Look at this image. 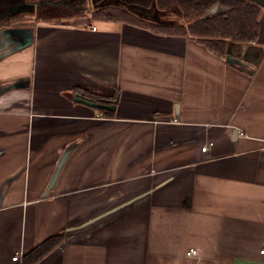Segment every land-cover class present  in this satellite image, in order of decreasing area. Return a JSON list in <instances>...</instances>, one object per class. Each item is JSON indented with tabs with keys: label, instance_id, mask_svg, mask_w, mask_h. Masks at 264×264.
<instances>
[{
	"label": "crops",
	"instance_id": "0c3cea01",
	"mask_svg": "<svg viewBox=\"0 0 264 264\" xmlns=\"http://www.w3.org/2000/svg\"><path fill=\"white\" fill-rule=\"evenodd\" d=\"M73 1L0 27V264H264V0L224 55L152 25L184 23L155 3L37 19Z\"/></svg>",
	"mask_w": 264,
	"mask_h": 264
},
{
	"label": "trees",
	"instance_id": "16d2710c",
	"mask_svg": "<svg viewBox=\"0 0 264 264\" xmlns=\"http://www.w3.org/2000/svg\"><path fill=\"white\" fill-rule=\"evenodd\" d=\"M24 1L0 0V27L10 25L19 18L16 14L11 13V9L23 4ZM103 1L94 0L96 6L93 10V17L135 23H145V21L130 11V5L149 7L155 3L161 18L174 14L181 17L184 23L174 25L150 22L152 25L167 29L171 33L190 35L220 55L226 53L229 42L252 43L257 40L259 34L260 7L248 0H117L116 4H100ZM217 6L221 10L215 12ZM88 9V0H77L66 4L46 2L38 6L37 19L62 21L69 17L85 14ZM85 95L95 102L115 103V97L93 92ZM99 109L110 113L105 109ZM62 239L63 233L49 237L29 254V258L33 259V263L38 262L49 254Z\"/></svg>",
	"mask_w": 264,
	"mask_h": 264
},
{
	"label": "water",
	"instance_id": "95a60500",
	"mask_svg": "<svg viewBox=\"0 0 264 264\" xmlns=\"http://www.w3.org/2000/svg\"><path fill=\"white\" fill-rule=\"evenodd\" d=\"M77 101L82 102L88 106H91L93 108H102V109H115V105H110L106 103H101V102H95L94 100L92 101L91 98L88 97H83V96H78Z\"/></svg>",
	"mask_w": 264,
	"mask_h": 264
},
{
	"label": "built area",
	"instance_id": "2783aa9c",
	"mask_svg": "<svg viewBox=\"0 0 264 264\" xmlns=\"http://www.w3.org/2000/svg\"><path fill=\"white\" fill-rule=\"evenodd\" d=\"M91 28H92V30H96V27L95 26H93V25H91ZM206 147H204L203 149H205ZM261 253H264V248L261 250ZM18 258H19V256H15L14 258H13V260H18Z\"/></svg>",
	"mask_w": 264,
	"mask_h": 264
},
{
	"label": "rangeland",
	"instance_id": "374dc122",
	"mask_svg": "<svg viewBox=\"0 0 264 264\" xmlns=\"http://www.w3.org/2000/svg\"><path fill=\"white\" fill-rule=\"evenodd\" d=\"M30 1H32V0H30Z\"/></svg>",
	"mask_w": 264,
	"mask_h": 264
}]
</instances>
